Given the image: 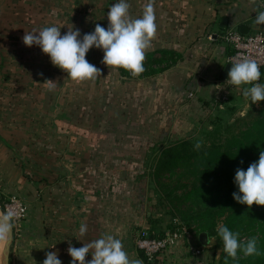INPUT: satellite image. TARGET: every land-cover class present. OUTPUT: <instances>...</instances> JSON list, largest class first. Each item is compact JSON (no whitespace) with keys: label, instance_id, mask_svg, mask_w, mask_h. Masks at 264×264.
Here are the masks:
<instances>
[{"label":"crops","instance_id":"1","mask_svg":"<svg viewBox=\"0 0 264 264\" xmlns=\"http://www.w3.org/2000/svg\"><path fill=\"white\" fill-rule=\"evenodd\" d=\"M260 1L154 0L158 28L145 61L161 58L166 51L174 53V62L169 59L153 74L133 76L121 68L97 67L95 61L102 60L103 53L95 47L88 51L86 58L101 69L95 84L105 75L111 77L105 86L120 84L126 95L132 88L136 92V131L129 135L130 118L120 120L124 132L115 131V121L82 118V102L75 94L81 84L58 67L49 68L50 58L38 46L26 47L22 42L25 31L46 26L61 27L62 35L74 26L82 38L97 24L96 18L88 17L107 11L118 0H80L81 6L70 5L71 14L66 16L57 0L53 9L44 7V0H0V202L17 195L28 208L14 236L9 264H42L45 253L52 251L62 264H71L69 242L80 248L103 234L121 239L129 258H139L143 264H194L187 246L180 242L151 260L135 245L137 235L159 227V217L151 210L155 202L151 184L140 174L144 165L138 163V157L153 151L144 145L145 128L165 130L170 137L186 130L190 122L185 114L193 108L195 91L226 89L234 94L232 104L242 100V88L250 85L233 86L223 75L232 51L225 34L240 32L241 25L247 33L264 30L255 21L257 11H262ZM127 2L135 18L142 15L148 0ZM102 3L108 5L96 7ZM18 5L24 15L18 14ZM38 7L45 9L41 13L46 19H27V8ZM102 26L107 28L108 20ZM45 79L55 81L57 87L49 91ZM82 224L88 229L83 237L79 234ZM187 239L197 243L198 234L193 232ZM216 252L205 247L204 264L212 262ZM91 258V253L85 257L86 261Z\"/></svg>","mask_w":264,"mask_h":264},{"label":"clouds","instance_id":"2","mask_svg":"<svg viewBox=\"0 0 264 264\" xmlns=\"http://www.w3.org/2000/svg\"><path fill=\"white\" fill-rule=\"evenodd\" d=\"M130 7L127 0H118L108 8L107 28L97 23L94 31L84 34L82 38L80 30L74 29V26L63 35L61 27L46 26L39 30L25 31L22 42L26 47L38 46L51 63L66 72L67 77L73 81H94L101 76V69L86 59V54L93 47L103 51L101 63L107 67L122 68L133 76H139L145 70L146 52L152 46L158 26L154 0H148L140 17L134 18L130 14ZM255 21L264 25V11H257ZM37 75L42 76L43 73ZM260 77L258 62L242 58L231 63L227 80L236 87L250 85L242 88L241 94L255 104L264 101V84L258 82ZM43 83L49 91L57 87L53 80L45 79ZM195 147L198 149L200 144L197 143ZM234 182L238 192L232 196L237 203L249 207L253 204L264 206V151L260 152L258 161L251 163L247 170L236 169ZM13 219L12 212L0 214V242L7 241L14 226ZM87 230V225L82 224L79 228L80 236L86 235ZM218 235L227 258L237 260L238 252H242L245 257L261 255L256 237L241 240L238 232L223 225L218 228ZM67 253L72 258L71 264H143L139 258L130 259L121 239L111 234H103L98 239L83 243L80 248L73 247L69 242ZM89 253L92 258L86 261L85 257ZM45 257L42 264H62L55 251L45 253Z\"/></svg>","mask_w":264,"mask_h":264},{"label":"rangeland","instance_id":"3","mask_svg":"<svg viewBox=\"0 0 264 264\" xmlns=\"http://www.w3.org/2000/svg\"><path fill=\"white\" fill-rule=\"evenodd\" d=\"M57 1L60 2V0ZM54 2H56V0H54L53 2H50L49 0H44L42 5L44 7L46 5L47 7L53 9V7L55 6ZM81 2L80 0H62L60 2V9H62L63 11L62 14H64L65 16L67 15V13L71 14V12H69L70 5L77 4L79 5L78 7H80ZM105 5L108 4L102 3L96 5V7H106ZM42 7H38V10H30L27 8L26 18L45 20L46 15H44V13H41V11L45 9ZM21 9L18 5V14L23 12L21 15H24V8L21 7ZM107 12L108 10L99 11L97 13V16H89L88 18H96L97 23L103 25L107 20ZM21 19L23 18H17L18 21ZM88 31L89 29H87V33ZM97 50L98 52L103 53L101 49L97 48ZM86 59L91 64L94 63V61L91 62L88 57ZM101 61L102 60L95 61L97 67L106 66L101 63ZM10 66H13L12 62L10 63ZM47 66L49 68L56 67L51 63V61H49ZM217 79L225 80V78H222L220 76H217ZM108 80H111V77L104 75L102 76L101 83L99 82V80L96 82V84L93 80L84 82L74 81L75 83L81 84V87L75 88V94L77 91L78 96L80 97V101L82 102L81 107L79 109V114L82 118L88 116H90L91 118L98 117L100 119L99 121H104L107 124H112V122L115 121L116 123H113L115 124V126H113L115 128V131L122 132H124L125 130V125L123 121L120 124V120H122L124 117L130 118L133 120L132 124L130 123L129 125H127L129 126L128 129L130 135L132 131H136V92L132 90V88L128 90V95H126L123 88H121L120 84L118 86L116 84H111L112 87L105 86L108 85ZM258 82L264 84V71L262 72L260 80ZM193 94V108L190 111H187V113L185 114L186 116H188V121L190 122V125L186 128V130H181V132L178 133L176 137H170V135L167 136V134H165V130H161V132H155L153 131L152 126L148 127L146 125V140L143 141L145 147H150L154 151L159 152L162 148L166 147L167 145L175 143L182 139H188L193 143H199L200 145L204 143H209L212 139H214L215 141L220 142L224 150H228L233 145L227 140L231 135H239L248 126L252 125V123H254L256 120L263 118L264 116V101H260L258 103L253 104L248 100L241 98L243 97L241 95L240 99L242 100L236 101V104H232V98L234 94L229 91H226V89H224L222 93L195 91ZM216 130L218 132H216ZM213 135L215 136L213 137ZM147 136L153 137L154 140H152V138L147 139ZM166 137H168L169 139H166ZM129 140L131 144L135 142L131 139H128V141ZM154 151L149 152L144 157H138V163L144 165V169L140 171V174H143L148 179V181H150L149 183L151 185L149 186V188H152L151 193L153 192V197L155 200L154 207L153 209H151L155 215V218L159 217L157 220L159 227L155 234H160L164 231H167L171 226L174 225V222L177 223L178 221L181 223H187L189 226H186L187 224H184L186 228L188 227L187 229H194L197 223L192 218V216L190 217L188 215L195 214V212H197L198 207H200V204L197 205L196 203H200L204 199L203 195H188L186 193L188 187L183 185V181H185V178L178 179L177 176H174L172 179H169L167 177V171L161 172L162 176L158 184L153 176L152 163L154 162ZM34 164H38V162L34 161ZM165 184H169L170 189L174 186H177V188H175V190L170 196L168 194L170 193L169 188H165V186H163ZM175 195L180 198L174 199L172 202H169L170 198H174ZM182 196H184L185 198H181ZM2 205L3 202H0V214H4ZM255 223L256 221H252L250 223V228H248L246 231L239 233V238L241 240L256 237L257 241H260L261 234L255 232V227L253 226L255 225ZM15 231L16 232L14 236L17 233V229H15ZM215 238L216 243L211 248L214 249V251L215 249H220V256L219 258H215L212 255V260L215 258L214 264H233L234 260H232L231 258H227L226 254L223 252L222 240L218 239L217 237ZM179 242L182 243L184 246H187L188 244V242L185 240V237L177 243ZM4 244L5 242H0V264H2V251L4 249ZM241 257H243V253L238 252V259Z\"/></svg>","mask_w":264,"mask_h":264},{"label":"trees","instance_id":"4","mask_svg":"<svg viewBox=\"0 0 264 264\" xmlns=\"http://www.w3.org/2000/svg\"><path fill=\"white\" fill-rule=\"evenodd\" d=\"M162 54V57L158 59L147 58L144 61L145 70L142 74L156 73L162 69L161 64H168L169 59L170 62H174V53L163 51ZM121 70L126 72L122 68ZM216 132L218 131L216 130ZM227 140L233 144L228 150H224L220 142L214 139L209 143L200 145L198 149L192 141L182 139L167 145L159 152L153 150V176L159 184L162 176L161 172L167 171L169 179L174 176H177L178 179L185 178L183 185L188 187L186 191L188 195H203L204 199L200 203H196L197 205L200 204L197 212L194 211L195 214L188 215L192 216L197 223L194 229L189 230L191 234L193 232L198 234L201 231H208L210 235L221 239L218 235V228L221 225L228 227L233 232L240 233L250 228L252 221H256L253 226L255 232L261 234L258 242L261 255L243 256L234 260L233 264H264V206L253 204L249 207L237 203L232 196L234 192H238V187L234 182L236 169L247 170L251 163L258 161L260 152L264 151V116L248 126L239 135H231ZM163 186L165 188L170 187L169 184ZM175 188L177 186L169 188V196ZM177 198L180 197L175 195L174 198H170L169 202ZM181 198L184 199L185 197L182 196ZM173 224L168 230L185 226L187 223L178 221ZM13 231L15 234V226H13ZM156 231L144 235L158 238L165 233L164 231L155 234ZM197 244L199 243L197 242ZM142 255L147 259L143 253ZM214 259L208 264H214Z\"/></svg>","mask_w":264,"mask_h":264},{"label":"built area","instance_id":"5","mask_svg":"<svg viewBox=\"0 0 264 264\" xmlns=\"http://www.w3.org/2000/svg\"><path fill=\"white\" fill-rule=\"evenodd\" d=\"M260 7L264 11V0L260 1ZM225 39L232 49L228 57L229 63L242 58L255 59L260 65V72L262 74L264 71V30L247 34H243L237 30H230L225 34ZM2 209L4 214L8 212L14 214L13 224L18 231L27 214L28 208L26 202L20 196L11 195L3 202ZM190 234L189 229L182 226L174 230H167L162 237L158 238L137 235L135 245L148 260H151L164 252L168 247L175 245L182 238L185 237L187 239ZM187 250L194 257V264H204V260L201 259L204 252L203 245L189 241Z\"/></svg>","mask_w":264,"mask_h":264},{"label":"water","instance_id":"6","mask_svg":"<svg viewBox=\"0 0 264 264\" xmlns=\"http://www.w3.org/2000/svg\"><path fill=\"white\" fill-rule=\"evenodd\" d=\"M240 32L243 34H247L246 27L244 25L240 26ZM231 67V63H227L223 69V75L228 77V70ZM14 240V231L13 228L11 230V233L8 236L7 241L4 244V249L2 251V264H9V258H10V250L11 246ZM198 243L203 245L204 247H213L216 243V238L213 235H210L208 231H201L198 233ZM5 251V256H4ZM220 253V249H217L216 257Z\"/></svg>","mask_w":264,"mask_h":264}]
</instances>
